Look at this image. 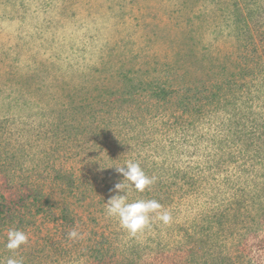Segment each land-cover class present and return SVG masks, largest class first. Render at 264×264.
<instances>
[{"label":"rangeland","instance_id":"rangeland-1","mask_svg":"<svg viewBox=\"0 0 264 264\" xmlns=\"http://www.w3.org/2000/svg\"><path fill=\"white\" fill-rule=\"evenodd\" d=\"M254 27L264 30V0H0L2 181L38 177L55 202L68 199L74 217L67 225L38 216L15 256L23 264H95L101 242L105 264L137 262L136 245L145 249L139 264H181L184 250L200 248L184 231L191 211L205 204L198 200L213 192V176L231 200L233 185L253 184L254 174L264 173V55L254 52ZM129 76L198 82L219 76L224 105L173 130L170 102L112 94ZM215 152L220 168L209 173L203 192L162 205L169 223L154 213L133 237L106 214L111 190L123 179L110 166L131 160L149 177L159 168L167 176L188 162L209 167ZM53 168L64 177L57 181ZM127 195L129 203L141 199L134 188ZM245 202L238 233L253 215ZM74 228L82 239L68 238ZM225 233L233 264H264L253 259L254 238L242 250ZM13 255L1 248L0 264Z\"/></svg>","mask_w":264,"mask_h":264},{"label":"trees","instance_id":"trees-1","mask_svg":"<svg viewBox=\"0 0 264 264\" xmlns=\"http://www.w3.org/2000/svg\"><path fill=\"white\" fill-rule=\"evenodd\" d=\"M254 39L257 46V48L254 46V52L259 50L260 55H264V30L258 31L254 27ZM124 83L125 87L111 92L113 95L115 92L119 93V97H117L119 99L131 101L137 97H144L145 100H153L152 102L155 104L170 102L172 111L168 117L172 119L171 127L177 131L183 129L185 123L192 118H199L216 109L214 115L217 114L224 105L223 88L225 87L219 81V76L212 81L201 82L188 79L186 76L178 80L170 76L160 80L146 79L145 81L129 76ZM241 96L242 94L239 95V97ZM231 118L232 116H230ZM258 151L255 159L261 158L258 156ZM216 157V152L210 155L208 157L209 167L205 168H200V163L197 161L188 162L177 169L171 167L173 173H169L167 176L161 172L164 169L159 168L156 172L155 183L138 194L142 200H156L161 206H166L167 202H175L176 199L182 204L185 202L186 196L199 195L203 192L204 183L212 178L208 179L209 173L218 172L220 161H216L218 160ZM53 170L52 173L57 181L64 177V173L61 171L54 168ZM0 172H2L0 177V249L6 248L7 237L4 236L7 235L4 234V231L14 228L25 232L26 229L35 225L38 216L60 220L67 225L74 223L73 212L67 203L68 199L63 204L55 202L53 193L41 185L40 178L29 175L24 179V183L19 184L11 176L12 178L9 177L10 180L5 182L2 179L6 178L7 172L2 170ZM263 174L262 172L258 175L254 174L253 184L246 179L244 185L238 187L233 185L231 194L235 196L231 200L223 197L225 194V186H222L224 181L221 184L219 178L213 176L214 181L211 183L213 192L208 193L205 200H198V203L205 204H199V209L191 211V214H194L193 223L189 222L190 225L184 231L187 234V239L197 238L192 242L196 244L200 242L202 245L198 249L190 246L191 250H184L182 253L185 262L181 264H233L229 254L226 255L229 247L225 245L224 241L227 231L231 236L236 237L233 246L242 250H245L247 245L250 246L249 240L253 241L254 238V242H251V246H254L253 259L256 262L257 259L264 261V183L259 179V177H263ZM170 177L173 179H168ZM219 194L222 195L221 198L218 197ZM246 199L250 200V209L252 210L250 213L253 215L246 231L238 233L240 226L243 225L242 210L245 208ZM59 205L62 207L59 209V215H56V207ZM135 247L141 251L136 253L138 261L134 260L133 262V259L128 258V263L139 264L142 255L145 254V249H140V245ZM96 248V255L92 258V262L105 264L107 258L103 244L97 242ZM248 253L252 254L250 251ZM125 259L127 258L125 257ZM115 260L117 262L120 259L116 256Z\"/></svg>","mask_w":264,"mask_h":264},{"label":"clouds","instance_id":"clouds-1","mask_svg":"<svg viewBox=\"0 0 264 264\" xmlns=\"http://www.w3.org/2000/svg\"><path fill=\"white\" fill-rule=\"evenodd\" d=\"M114 167L123 179L114 184L111 191L116 194L110 196L105 203L106 214L109 217L117 218L119 224L125 229L130 236L135 237L142 233L150 226L152 214H156L158 218L165 224L171 221V216L168 212H160L161 205L156 200H136L128 202V191L135 189L138 192H144L155 183V177H149L145 174L138 162L127 161L122 166ZM108 167V168H110ZM70 240H79L83 238V234L75 228L68 232ZM29 243L28 234L22 230L10 228L7 231V242L5 247L14 255L7 259L6 264H23V258H17L15 253Z\"/></svg>","mask_w":264,"mask_h":264}]
</instances>
